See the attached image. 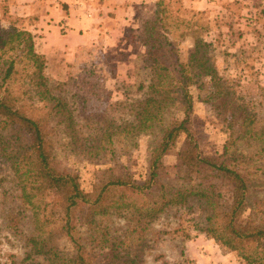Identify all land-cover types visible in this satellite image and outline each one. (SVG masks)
Masks as SVG:
<instances>
[{"label":"trees","instance_id":"16d2710c","mask_svg":"<svg viewBox=\"0 0 264 264\" xmlns=\"http://www.w3.org/2000/svg\"><path fill=\"white\" fill-rule=\"evenodd\" d=\"M174 4L156 0L135 28L133 38L142 48L135 97L111 103L106 92L103 112L75 107L67 84L48 75L36 34L19 26V17L4 13L10 27L0 26V159L11 170L31 221L28 233L15 213L5 223L26 255L20 263L10 256L7 264H142L154 225L181 210L223 253L235 254L240 264H264V213L245 215L252 178L264 182V118L238 95L235 82L219 73L216 41L205 38L208 28L196 16L182 17ZM188 37L194 47L185 59L181 44ZM205 79L213 92L202 102L228 134L217 156L203 153L194 125L192 90L202 91ZM84 80L81 89L94 88ZM143 136L152 140L147 178L139 182L120 159L130 158ZM182 137L173 184L164 159ZM57 145L107 166L97 172L91 193L82 190L78 174L61 172ZM110 216L124 219L122 237H113L104 224ZM173 233L184 242L191 238L182 224ZM181 256L189 262L185 249Z\"/></svg>","mask_w":264,"mask_h":264},{"label":"rangeland","instance_id":"374dc122","mask_svg":"<svg viewBox=\"0 0 264 264\" xmlns=\"http://www.w3.org/2000/svg\"><path fill=\"white\" fill-rule=\"evenodd\" d=\"M35 0H0V26L10 27V20L5 12H10L13 17H19L22 21L19 26L34 32L37 20H39L36 7L33 11L29 7V16H24L21 7ZM176 7H181V15L186 19H196L207 27V40L216 41V61L221 76L231 79L236 84V92L246 101L257 107L259 119L264 118V0H172ZM152 3L142 5L137 10L136 23L130 26L128 38L121 40L117 46L111 48L105 42H93L71 53L69 60L65 58L59 63V59L51 62L47 67V73L55 82L66 83L67 97L76 102L79 110L86 105L90 110L103 112L107 108L106 92L111 93V103H116L135 97L134 85L138 80L137 55L142 51L141 44L133 43L135 28L141 20L150 16ZM60 6H64L60 2ZM66 11V10H65ZM139 20V21H137ZM37 43L42 38L39 34ZM178 35V34H177ZM128 42V43H127ZM194 38L188 37L182 44L183 56L188 59L193 52ZM83 79L89 80L94 85L92 89L80 88ZM203 89L196 87L192 92L195 98L194 125L198 133V141L201 150L209 156H217L223 153L228 139L226 125L212 110L211 106L202 102L213 89L207 79L203 82ZM71 100V101H72ZM86 102V103H84ZM152 140L149 136H143L139 141L138 149L130 158L122 157L120 162L127 165L139 182L147 178L148 173V147ZM182 137L178 147L164 159L165 165L172 174V182L176 184L173 166L176 156L184 143ZM67 140L63 139L62 144ZM244 152H250L245 146L240 147ZM255 146H253V149ZM56 157L61 172L76 173L80 177L81 188L86 193L93 191L96 175L99 170L106 169V165H99L88 158L76 154L66 146L57 145ZM255 172V171H254ZM251 193L249 208L246 217L255 214L262 217L264 213V182L256 176L250 183ZM20 199V191L17 182L8 168L0 159V264L9 263L10 256H14L17 262L26 258L22 242L12 237L5 223L10 220L11 214L18 215L20 227L25 233L30 231V212L23 209ZM86 215V212L83 214ZM184 210L179 213L172 211L157 222L148 237L150 249L145 251L142 264H240L233 253H223L215 241L209 240L205 235L196 232L190 222V218ZM104 224L110 229L113 237H122L126 230L122 217L110 216ZM182 224L191 238L183 240L179 234L173 233ZM85 230V229H84ZM161 232H164L163 234ZM87 234V233H86ZM88 235V234H87ZM155 239L158 241L155 242ZM67 248L70 245L62 243ZM185 254L189 262H184L181 256ZM29 263L26 262L24 264Z\"/></svg>","mask_w":264,"mask_h":264},{"label":"crops","instance_id":"0c3cea01","mask_svg":"<svg viewBox=\"0 0 264 264\" xmlns=\"http://www.w3.org/2000/svg\"><path fill=\"white\" fill-rule=\"evenodd\" d=\"M21 7L29 16V7L38 10L34 33L41 42L38 50L46 55L48 65L59 59L69 60L93 42H105L113 48L126 39L130 26L136 23L137 9L156 0H35ZM60 2L64 6H60ZM66 10V11H65ZM139 21V20H137ZM128 38V37H127ZM128 43V42H127ZM137 45V42L133 43Z\"/></svg>","mask_w":264,"mask_h":264}]
</instances>
